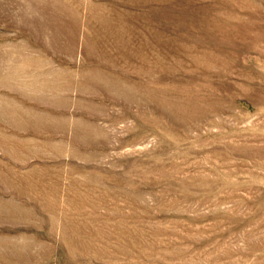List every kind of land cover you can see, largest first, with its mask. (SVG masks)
<instances>
[{
	"label": "rangeland",
	"instance_id": "obj_1",
	"mask_svg": "<svg viewBox=\"0 0 264 264\" xmlns=\"http://www.w3.org/2000/svg\"><path fill=\"white\" fill-rule=\"evenodd\" d=\"M0 264H264V0H0Z\"/></svg>",
	"mask_w": 264,
	"mask_h": 264
}]
</instances>
